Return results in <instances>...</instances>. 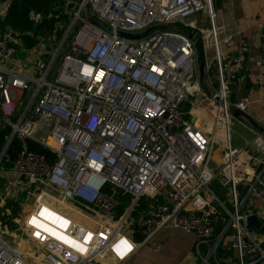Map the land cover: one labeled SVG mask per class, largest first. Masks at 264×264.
<instances>
[{"label": "built area", "instance_id": "built-area-1", "mask_svg": "<svg viewBox=\"0 0 264 264\" xmlns=\"http://www.w3.org/2000/svg\"><path fill=\"white\" fill-rule=\"evenodd\" d=\"M67 1L50 10L58 19L50 42L27 50L4 21L10 0H0V131H10L0 163L14 141L20 145L0 209L26 194L21 211L0 221V264H129L167 229L195 236L199 264H218L229 228L237 264H264L260 234L247 225L250 216L264 225V128L234 117L248 114L247 97L230 100L249 54L246 39L223 52L231 37H220L215 0ZM149 29L139 39L117 35ZM198 38L212 52L211 100L200 90ZM260 39L264 53V27ZM196 109L210 117L207 134ZM232 122L245 131L234 142ZM214 182L230 208L209 188ZM141 198L147 206L137 212ZM253 201L259 210L248 209ZM221 211L228 222L213 240Z\"/></svg>", "mask_w": 264, "mask_h": 264}, {"label": "crops", "instance_id": "crops-1", "mask_svg": "<svg viewBox=\"0 0 264 264\" xmlns=\"http://www.w3.org/2000/svg\"><path fill=\"white\" fill-rule=\"evenodd\" d=\"M57 3L59 6H64L69 1L64 0L63 4L58 1ZM215 3L216 25L220 37H231L229 45L223 48V52L233 53L240 37L245 38L249 45V54L239 79L232 88L230 100L237 102L247 97L251 102L247 114L248 126L261 131L264 128V68L257 63L264 64V53L260 49V32L264 27V0H216ZM198 126L203 127L201 124ZM202 130L206 134L209 132L206 127ZM259 208V201H253L248 209L257 211ZM261 238L264 248V234ZM195 241L193 234L182 230L161 231L151 241L149 247L139 251L129 264H198L191 256ZM227 246L231 248L228 249L229 254L219 257L218 264L237 263L232 245Z\"/></svg>", "mask_w": 264, "mask_h": 264}, {"label": "trees", "instance_id": "trees-1", "mask_svg": "<svg viewBox=\"0 0 264 264\" xmlns=\"http://www.w3.org/2000/svg\"><path fill=\"white\" fill-rule=\"evenodd\" d=\"M216 1V0H215ZM216 4V3H215ZM54 5L53 0H10L7 16L5 18L6 24L12 29L19 31L22 33V41L24 47L27 50H33L36 48L39 36L43 35L45 31L51 33L55 28V24L57 23V19L54 17H49L50 10ZM42 13L46 19H44L41 23H35V21L30 17L31 13ZM60 32V31H59ZM211 70V68H210ZM214 74V69L209 71V74ZM190 107L186 106V111H189ZM10 135L9 130L0 131V155L7 143V139ZM31 148L41 154H46L47 156H52L51 152L41 146L31 144ZM20 145L18 141H14L11 147L6 152L4 160L2 162L5 167H11L13 161L15 160L17 153L19 152ZM218 187V186H217ZM246 186H239L240 196L243 197L246 193ZM216 194V193H215ZM147 206V202L144 198H141L138 202L137 212L145 209ZM228 208H230L228 206ZM12 210L13 214L20 210V206L16 203H7L5 202L2 206L0 212V221L4 222L5 219L8 218L6 213ZM134 213V215L137 214ZM228 222V216L222 211L219 213V217L217 219V223L214 229L213 240L220 235L223 231L224 227ZM232 232L231 228H229L225 234V237L230 235ZM259 234H263L257 230ZM224 238L218 244L216 252H215V261L218 262L219 257H224L229 254L228 249H231L227 245H232L231 243H223ZM229 247V248H228ZM204 251V249H203ZM210 263H214L212 259ZM237 264V263H236Z\"/></svg>", "mask_w": 264, "mask_h": 264}, {"label": "rangeland", "instance_id": "rangeland-1", "mask_svg": "<svg viewBox=\"0 0 264 264\" xmlns=\"http://www.w3.org/2000/svg\"><path fill=\"white\" fill-rule=\"evenodd\" d=\"M9 1V0H8ZM59 3L63 4V1L64 0H57ZM57 1L55 0L54 2V5L56 7V5L58 4ZM216 5V4H215ZM67 19H65V22L64 20H61L63 26L64 24L67 23ZM69 22H70V19H69ZM187 23L189 22H195L196 23V19H193V18H189L186 20ZM201 23V22H200ZM61 24V25H62ZM60 26V24H59ZM205 28H206V25H205ZM53 33V32H51ZM51 33L45 31L43 33V35L39 36V40H42L44 39L46 41V43L50 42L49 41V36H51ZM59 38V37H58ZM57 41L58 39L56 38L55 40V44L57 45ZM204 44H206V40L204 38L203 40ZM205 52V65H204V70L207 66H210L211 67V70L213 69V63H212V52L209 51V50H204ZM198 66V65H197ZM206 72V70H205ZM210 81H211V84H210ZM200 90L201 92H205L206 93V96L211 100V94H213L215 91H216V88H217V84H216V81H215V78H214V74H212L211 72V75H210V80H208V78L206 77L205 73L203 74V77L202 79L200 80ZM196 114H197V121H202L204 126L210 130V128L212 127V122L210 120V117L207 115L206 113V110H201V109H196L195 110ZM232 126V133H231V136H232V141L234 142L235 140H239L240 139V135H243L245 136V131L243 129H241L238 125H236V123L232 122L231 124ZM4 158H2L1 160V163H0V200L4 198V194L3 192L5 191L6 189V184H7V179H6V172L9 171L11 168H7L5 167V165L2 164ZM218 185L216 184V182L212 183L210 185V189L216 193V196H218V198L226 205V206H229L228 205V200H229V197L227 196L226 194V191L220 187H217ZM26 199V194H22L19 196V200L18 202H15V201H8L7 203H16L20 206V210L17 211L16 213H14V215H17L18 212L21 211L22 209V204L20 203H23ZM31 203V202H30ZM30 205V204H29ZM2 209V208H1ZM1 209H0V212H1ZM230 236V235H228ZM226 236V237H228ZM226 237L224 238V242L223 243H229V240L226 239ZM262 234H260V239L262 240ZM152 246V245H151ZM146 247H149V246H146ZM191 256H192V259L195 258V260H197L198 264H199V259H198V256H197V253L195 251H193L191 253Z\"/></svg>", "mask_w": 264, "mask_h": 264}, {"label": "water", "instance_id": "water-1", "mask_svg": "<svg viewBox=\"0 0 264 264\" xmlns=\"http://www.w3.org/2000/svg\"><path fill=\"white\" fill-rule=\"evenodd\" d=\"M72 1H77V0H72ZM90 22L95 25L97 28H99L100 30L106 32V33H111V30L104 25L103 23L99 22L98 20H96L95 18H91ZM151 29L147 30L146 32L137 35V36H131L128 34H124V33H117L118 36L123 37V38H129V39H139L142 38L144 36L147 35V33L150 31ZM194 49H195V53H196V62L198 65V73H199V78L202 79L203 77V73H204V65H205V52H204V47H203V41L201 38H198L194 44ZM234 117H238L239 115H242L246 120L249 119V117L246 114L243 113H239L238 111H234L233 112ZM247 225L254 230H258L261 233L264 234V225L256 219L255 216H250L247 218ZM134 232L137 233L138 235H140L141 237L145 238L147 237L148 233L146 230H142L139 228H134ZM223 236V234L220 235V238Z\"/></svg>", "mask_w": 264, "mask_h": 264}, {"label": "bare ground", "instance_id": "bare-ground-1", "mask_svg": "<svg viewBox=\"0 0 264 264\" xmlns=\"http://www.w3.org/2000/svg\"><path fill=\"white\" fill-rule=\"evenodd\" d=\"M3 14H4L3 9H0V17H3ZM56 19H57V18H56ZM57 21H58V19H57ZM59 24H60V26H61V23H59ZM59 31H60V28H58V31H57V32H59ZM242 175L249 176V173H248L247 170H244V171H242Z\"/></svg>", "mask_w": 264, "mask_h": 264}]
</instances>
